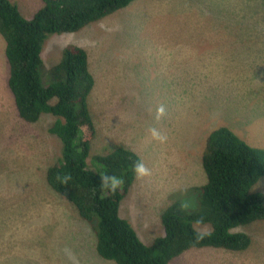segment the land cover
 I'll return each mask as SVG.
<instances>
[{"label":"rangeland","instance_id":"obj_1","mask_svg":"<svg viewBox=\"0 0 264 264\" xmlns=\"http://www.w3.org/2000/svg\"><path fill=\"white\" fill-rule=\"evenodd\" d=\"M12 1L25 19L32 18L44 6V0ZM92 33H110L115 41V44L97 45V60L106 66L107 72L137 76L165 74L170 66H188L192 58L182 51L165 54L156 44H264V0H135L80 31L47 36L41 51L45 73L59 63L64 47H79L90 40ZM5 47L6 40L0 34V261L11 256L10 250L18 246L31 256L15 264H71L65 248L75 254L79 264H115L96 253V236L92 230L97 226L98 218H94L93 224L83 221L75 207L45 182L44 171L55 165L60 155L58 137L46 134L47 127H51L56 118L43 114L37 123L31 125L19 118L8 88L9 65ZM255 67L264 69V65ZM217 84L219 91L230 87L240 92L239 85L225 87V82L220 80ZM163 99L141 97L139 108H146L148 113L136 122L116 118V104H121L124 98L105 97L98 82L88 99L94 137L86 159L87 168L99 171L96 158L108 154L115 144L120 143L139 154L141 161L151 170V176L142 180L135 190L131 186L121 202V213L123 210V214L131 219L138 237L145 244L153 241L151 231L159 232L154 226L158 219L156 214L169 205V197L164 193L171 190L172 185L183 187L180 181L190 184V189L179 190L174 195L182 211L199 212L197 188L206 183L201 158L206 152L208 136L219 128L220 123L214 118L210 127L193 130L192 147L199 153L194 164L195 174L175 178L171 175L177 164L174 155L169 153L161 161H156L153 156L171 143L177 151L187 153L185 145L179 142L177 127L173 128L165 143L153 140L148 131L156 122L166 123L155 119L156 109ZM213 102L212 109L218 113L235 106L256 109L257 113H249L244 121L242 137L250 147L264 151V78L256 89L245 91L244 96L219 98ZM224 118L227 120L228 116ZM225 122L226 128L234 133L232 126ZM6 137L12 138L11 142ZM15 154L28 155L27 164H19ZM187 156L191 157L190 154ZM258 191L264 193V176L251 188V192ZM182 201L191 206L182 208ZM47 218L53 222L42 225L41 219ZM79 225L87 228L88 238L79 234ZM194 229L204 233L210 227L208 224H194ZM234 230L250 235L252 243L246 251L199 248L173 258L168 264H264V221H255Z\"/></svg>","mask_w":264,"mask_h":264},{"label":"trees","instance_id":"obj_2","mask_svg":"<svg viewBox=\"0 0 264 264\" xmlns=\"http://www.w3.org/2000/svg\"><path fill=\"white\" fill-rule=\"evenodd\" d=\"M133 1L44 0V6L32 18L25 19L15 4L0 0V34L6 40L8 88L17 113L27 123H35L43 114L56 118L49 132L60 141V158L46 169L45 181L52 191L75 207L82 219L93 224L94 218H98L93 228L95 250L106 261L168 264L191 248L246 251L252 243L250 235L234 229L264 221V193L251 192L264 176V151L250 147L226 127L212 131L201 158L206 183L197 188L199 212L182 211L174 195L179 190L170 192L166 195L170 203L159 215L163 235L149 245L144 244L131 223L119 215L121 200L135 178L133 166L141 161L140 157L116 144L108 154L96 158L99 171L87 168L94 137L88 106L94 79L88 69L87 53L78 46L67 45L57 65L47 73L41 70L42 45L47 36L75 33ZM106 173L125 180L123 189L115 195L100 187V176ZM64 175L71 176L67 185L57 179ZM48 222L53 220L41 219L42 225ZM194 224H208L211 235L201 233L204 238L197 241L195 235L200 232L194 229Z\"/></svg>","mask_w":264,"mask_h":264},{"label":"crops","instance_id":"obj_3","mask_svg":"<svg viewBox=\"0 0 264 264\" xmlns=\"http://www.w3.org/2000/svg\"><path fill=\"white\" fill-rule=\"evenodd\" d=\"M98 44H115V41L111 38L110 33L106 35L92 33L90 40L79 44V47L87 53L88 69L94 79L92 92L94 93L98 82L105 97L124 98L121 104H116L117 119L129 122L143 119L146 117L148 110L146 108L140 110V98H164L160 101V105L165 107V115L160 120H165L166 123L156 122L154 127L165 133L167 137L172 134L173 128L177 127L180 135L179 142L185 145L187 153L177 151L171 143L167 145L169 147L155 153L153 157L156 161H161L166 159L169 153L174 155L177 164L171 172L173 177L188 178L195 174L194 164L199 159V153L197 154L192 147V133L195 128L210 127L212 119L217 118L220 120L219 127H226L225 121H227L232 126L236 136L244 140L242 125L248 114L255 115L257 110L252 107H248L250 108L248 110L243 109L241 106H235L224 113L221 111L218 113V111L212 109V105L215 104L213 100L241 97L244 96L245 91L256 89L258 83L264 78L262 73L264 69L255 67L264 65V44H156L165 54L182 51V54L192 58V62L186 67L170 66L169 71L165 74L152 76L125 75L114 71L107 72L106 66L97 60ZM233 70H236V72L234 73ZM218 80L224 81L225 87H229V84L239 85L240 92L237 88L232 90L230 87L219 91ZM226 81H229V83L226 84ZM225 115L228 116L227 120L224 118ZM48 129L49 127L46 129V134L49 133ZM6 138L11 142L12 138ZM121 145L128 148L124 144ZM187 154H190L191 157L188 158ZM15 155L19 164H27L26 157L28 155ZM137 155L141 160V156ZM140 182L142 184V180L135 179L131 187L132 190H135ZM180 183L186 189L192 187L184 181H180ZM178 188V186L172 185L171 190L165 192L164 195ZM1 194L2 189L0 188V197ZM161 210L156 214L158 219L155 220L154 224L158 227L159 232L155 233L149 230L152 233L153 240L163 233L159 218ZM119 215L123 219H127L137 233L131 219L123 214V210L121 213V204ZM82 231L84 232L83 228ZM79 234L84 238H88L84 234ZM6 250L8 251V249ZM10 251H12L11 256L0 261V264H15L21 259L31 256L24 253L18 246ZM1 259L2 255L0 253Z\"/></svg>","mask_w":264,"mask_h":264},{"label":"clouds","instance_id":"obj_4","mask_svg":"<svg viewBox=\"0 0 264 264\" xmlns=\"http://www.w3.org/2000/svg\"><path fill=\"white\" fill-rule=\"evenodd\" d=\"M11 2V1H10ZM13 3V2H12ZM90 24V23H89ZM84 28V27H83ZM81 28V29H83ZM80 29V30H81ZM78 30V31H80ZM77 32V31H76ZM43 67V66H42ZM42 71H45L43 68L41 69ZM48 71V70H47ZM165 115V107L163 105H160L157 109H156V116H155V119L157 121H159L163 116ZM19 116V115H18ZM20 118V117H19ZM21 119V118H20ZM40 119V118H39ZM38 119V121H39ZM24 121V120H23ZM38 121H36L35 123H37ZM25 122V121H24ZM26 124H35V123H27L25 122ZM51 127H49L50 129ZM48 129V131H49ZM149 134L151 136V138L153 140H156L157 142L159 143H165L168 139L167 135L163 132H161L159 129H157L156 127H151L149 128ZM50 133V132H49ZM52 134V133H50ZM116 145V144H115ZM121 145V144H120ZM123 148H126L125 146ZM128 149V148H126ZM60 150H61V147H60ZM130 150V149H128ZM131 151V150H130ZM134 153V152H133ZM59 158H60V155H59ZM59 160V159H58ZM58 162V161H57ZM56 162V163H57ZM55 163V164H56ZM53 166V165H52ZM133 172L135 174V178H134V181L135 179L137 180H144L148 177L151 176V170L143 163V161H137L135 163V165L133 166ZM46 171V170H45ZM45 171H44V175L43 177H45ZM57 179L60 181L61 184L63 185H67L68 184V181L71 180V176L70 175H64L63 177H60L58 176ZM100 179H101V189L103 191H105L106 193L110 192L111 194L115 195L119 190H122L123 189V186L125 184V180L123 179V177L121 176H117L115 174H103L100 176ZM133 181V183H134ZM46 182V181H45ZM132 183V185H133ZM131 185V186H132ZM190 189V188H188ZM177 190H186V188L184 187H179ZM126 194V193H125ZM125 196V195H124ZM124 198V197H123ZM64 199V198H63ZM123 200V199H122ZM121 200V202H122ZM121 204V203H120ZM191 205L187 202V201H182L181 202V207L184 208V209H188ZM79 215V214H78ZM80 217V216H79ZM121 217V216H120ZM81 218V217H80ZM122 218V217H121ZM82 219V218H81ZM83 221H85L84 219H82ZM86 223H88L87 221H85ZM250 224V223H249ZM162 226V225H161ZM245 226V225H244ZM210 227V226H209ZM239 227H242V226H239ZM82 228L84 229V232L82 231ZM238 228V227H237ZM78 230H80L82 232V234L88 236L87 234V228L84 226V225H79ZM163 229V227H162ZM236 229V228H235ZM211 230V228H210ZM209 230V231H210ZM208 231V232H209ZM235 231V230H234ZM93 232V230H92ZM236 232H242V231H236ZM204 233H207V231H204ZM245 233V232H243ZM204 235L205 234H201V233H196L195 235V239L197 241H199L200 239H203L204 238ZM207 235H211V233H207ZM138 236V234H137ZM145 244V243H144ZM206 248H209V247H206ZM189 250V251H188ZM186 251H184L185 253H188L190 251H197L199 250V248H191V249H188ZM64 252H65V255L67 256L68 260L71 262V264H79V261L78 259L75 257V254L68 248H65L64 249ZM183 252V253H184ZM182 253V254H183ZM181 255V254H180ZM179 256V255H178Z\"/></svg>","mask_w":264,"mask_h":264}]
</instances>
